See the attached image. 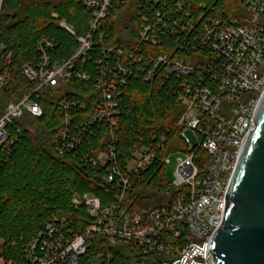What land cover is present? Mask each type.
Segmentation results:
<instances>
[{"label":"built area","instance_id":"2783aa9c","mask_svg":"<svg viewBox=\"0 0 264 264\" xmlns=\"http://www.w3.org/2000/svg\"><path fill=\"white\" fill-rule=\"evenodd\" d=\"M238 1L245 12L241 20L198 21L185 0H143L140 6L152 9L142 15L137 39L127 38L123 45L107 43L104 21L124 0H83L91 20L80 37L53 14L59 27L76 38L78 48L71 57L56 60L54 40L36 41V64L22 67L23 77L36 87L0 114V165L1 155L20 136V129L9 127L24 115L41 117L37 100L47 90V101L64 125L54 151L62 156L77 149L87 134L108 136L106 150L84 160L102 171V180L118 195L106 204L90 194L72 197L71 208L84 214L76 221L52 216L25 246V264H81L93 248L97 264H117L109 250L120 247L136 249L145 264H213L211 240L224 220L227 190L264 93V0ZM163 40L174 43L170 52L159 45ZM4 50L0 46L6 62ZM157 79L168 85L180 107L175 125L183 148L174 152V193L152 211L121 214L117 210L124 195L153 165L155 151L166 141L150 138L149 146L120 165L113 134L125 108L122 96L131 80ZM72 81L92 84L91 110L69 98ZM4 85L3 72L0 90ZM71 125L77 127L72 130ZM168 155L161 159L164 167ZM2 244L0 240V253ZM0 261L6 264L1 256Z\"/></svg>","mask_w":264,"mask_h":264},{"label":"trees","instance_id":"16d2710c","mask_svg":"<svg viewBox=\"0 0 264 264\" xmlns=\"http://www.w3.org/2000/svg\"><path fill=\"white\" fill-rule=\"evenodd\" d=\"M83 0H2L0 6V46L9 55L5 62L0 54V75L5 73V85L0 90V114L9 103L20 101L36 87L22 75V67L35 65L36 41L49 38L57 43L53 57L67 59L77 50L76 38L61 29L64 21L76 33L84 36L91 20L90 12L82 7ZM143 0H124L114 5L104 23L109 27L107 43L123 45L130 38L135 41L142 26V15L152 6L141 7ZM186 6L199 21L206 17L241 20L244 8L238 0H185ZM161 47L169 51L174 43L163 40ZM145 47V46H144ZM158 47V48H161ZM145 47V50H148ZM143 50V52H145ZM69 98H75L91 110L90 97L94 89L90 83L70 82ZM37 103L41 117L24 115L16 120L10 131L20 129L18 141L8 154L1 155L0 165V240L1 257L6 264H25L23 250L41 231L52 216L76 221L84 211L75 212L70 206L74 196L90 194L106 204L114 201L118 193L102 180V171L89 168L84 158L106 150L108 136L87 134L77 149L60 156L54 145L63 120L54 105L47 101V90ZM121 115L116 119L117 157L123 166L136 151L150 145V138H165L161 150H156L153 165L124 195L118 213L152 211L174 193L167 180L166 167L161 159L167 154L182 151L176 120L180 107L168 85L158 79L143 83L131 80L122 96ZM85 113V112H84ZM84 114H78L82 117ZM71 125V129L74 130ZM77 131V130H76ZM153 144V143H152ZM199 157L202 153L199 152ZM104 251V250H102ZM108 251V250H107ZM111 251L117 264H145L137 250L120 247ZM97 250L93 248L82 257L81 264H97Z\"/></svg>","mask_w":264,"mask_h":264},{"label":"water","instance_id":"95a60500","mask_svg":"<svg viewBox=\"0 0 264 264\" xmlns=\"http://www.w3.org/2000/svg\"><path fill=\"white\" fill-rule=\"evenodd\" d=\"M253 122L227 190L224 220L209 247L213 264H264V93Z\"/></svg>","mask_w":264,"mask_h":264},{"label":"rangeland","instance_id":"374dc122","mask_svg":"<svg viewBox=\"0 0 264 264\" xmlns=\"http://www.w3.org/2000/svg\"><path fill=\"white\" fill-rule=\"evenodd\" d=\"M177 157H178V153H172L168 155L169 163L166 164L165 175L169 182H171L173 179V173H174ZM0 256H1V253H0ZM0 264H3V263L0 261Z\"/></svg>","mask_w":264,"mask_h":264}]
</instances>
